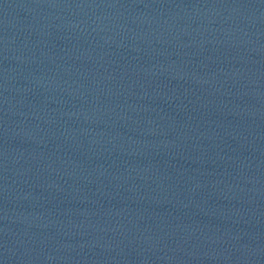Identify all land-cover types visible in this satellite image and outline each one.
Masks as SVG:
<instances>
[{
  "label": "water",
  "instance_id": "95a60500",
  "mask_svg": "<svg viewBox=\"0 0 264 264\" xmlns=\"http://www.w3.org/2000/svg\"><path fill=\"white\" fill-rule=\"evenodd\" d=\"M0 109L264 262V0H0Z\"/></svg>",
  "mask_w": 264,
  "mask_h": 264
}]
</instances>
